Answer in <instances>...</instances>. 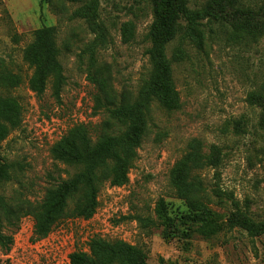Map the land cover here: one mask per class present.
<instances>
[{"label": "rangeland", "instance_id": "rangeland-1", "mask_svg": "<svg viewBox=\"0 0 264 264\" xmlns=\"http://www.w3.org/2000/svg\"><path fill=\"white\" fill-rule=\"evenodd\" d=\"M209 1L189 0V5L200 8ZM240 3L218 0V17L203 21L201 44L181 35L168 44L169 58L178 46L188 54L180 62L173 60L182 106L167 111L151 103L147 133L128 183H106L92 218H65L40 240L32 237L33 216L22 217L11 249H0V264H71L69 254L88 251L95 236L138 245L149 264H264V234L251 237L241 228L225 227L209 238L194 234L166 239L162 227L138 220H156L160 198L171 214L186 208L169 174L193 138L220 157L217 167L200 172L221 220L235 208L233 200L254 219H264V103L251 96L264 95V18L252 19L242 10L257 11L264 0ZM82 5L67 0H0V65L20 80L10 88L0 86V94L14 96L22 106L20 125L0 140V157L13 165L11 179L0 184V193L9 199L39 202L51 184L76 171L50 153L70 127L85 123L97 138L107 113L104 107L95 108L96 88L89 80L94 64L107 66L119 94L130 91L134 97L148 71L146 33L153 19L152 0H99L95 16L79 15ZM129 21L136 32L125 42L122 26ZM44 26L56 32L65 75L61 101L53 94L52 81L37 95L30 85L33 67L24 59L34 31ZM214 188L223 191L222 197Z\"/></svg>", "mask_w": 264, "mask_h": 264}, {"label": "trees", "instance_id": "trees-1", "mask_svg": "<svg viewBox=\"0 0 264 264\" xmlns=\"http://www.w3.org/2000/svg\"><path fill=\"white\" fill-rule=\"evenodd\" d=\"M67 1L83 3L79 15L97 14L99 0ZM217 3L218 0H210L200 8H192L189 0H152L153 19L146 33L150 43L146 51L149 67L137 96H132L130 91L119 94L112 84L107 66L93 65L89 80L96 88L95 108L104 107L107 118L100 125L96 139L92 137L90 127L81 122L70 127L52 144L50 153L53 159L75 167L76 171L51 184L41 201L35 203L27 198L12 200L0 193L1 250L8 252L11 249L13 231L19 227L22 217L33 216L32 237L34 241L40 240L65 218H92L99 205V192L106 183L111 186L128 183L130 169L138 158V149L147 133L151 103L157 102L167 111H176L182 106L174 78L173 60L180 62L188 54L184 47L178 46L173 58H169L167 46L179 35L201 44L204 39L203 21L218 17L215 11ZM234 4L240 6V0H234ZM258 9L242 10L252 19L256 16L264 18V5ZM135 32L136 26L132 21L123 24L125 42L131 41ZM24 59L33 67L30 85L37 95L43 94L52 81L53 94L61 101L65 75L53 26L34 31L33 40L24 49ZM19 82L18 75L0 65V86L10 88ZM251 96L255 101L264 103V95L253 92ZM21 119L19 101L12 95L0 94V140L18 127ZM219 159V155L203 149L199 138L191 139L187 151L169 174L170 183L186 208L171 214L168 203L160 198L156 205L157 219L138 217V220L162 227L166 239L194 234L209 238L225 227L241 228L251 237L264 234V219L251 217L237 200H233L235 208L226 221H222L212 207V196L200 171L207 166L217 167ZM12 167V163L0 157V184L11 179ZM213 192L222 197L221 189L214 188ZM69 258L71 264H149L146 252L138 245L98 236L90 239L88 251L76 249L69 254Z\"/></svg>", "mask_w": 264, "mask_h": 264}, {"label": "built area", "instance_id": "built-area-1", "mask_svg": "<svg viewBox=\"0 0 264 264\" xmlns=\"http://www.w3.org/2000/svg\"><path fill=\"white\" fill-rule=\"evenodd\" d=\"M69 260H70V258H69ZM71 263V262H70Z\"/></svg>", "mask_w": 264, "mask_h": 264}]
</instances>
